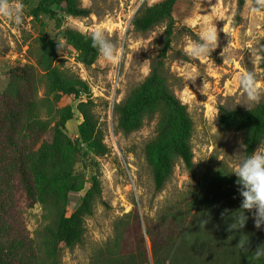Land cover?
Instances as JSON below:
<instances>
[{"label":"rangeland","instance_id":"1","mask_svg":"<svg viewBox=\"0 0 264 264\" xmlns=\"http://www.w3.org/2000/svg\"><path fill=\"white\" fill-rule=\"evenodd\" d=\"M38 1L12 0L23 5L19 25L0 16V198L5 224L0 242L11 239L14 250L26 251L47 238L48 229L56 226L61 215L76 209L91 186V177L97 176L101 194L92 215L85 219L83 241L63 249L60 261L89 264L94 252L114 235L118 221L131 220L133 207L141 217H156L181 194L193 191L206 171L222 168L230 172L245 156L242 133L218 124L219 107L247 109L239 104L246 102L238 83L243 71L253 72L257 82L264 85V8L256 7L253 0H245L241 10L238 0H178L175 4L170 47L163 61L167 83L186 105L193 123L190 144L196 174L178 162L164 187L155 191L144 153L145 144L155 135V118L147 119L138 130L123 133L116 125L114 106L143 81L163 48L166 21L145 31H136L132 24L158 0H81L91 10L87 17L59 12L55 18L41 16L36 20L32 10ZM97 27L123 48L118 63L98 55L86 66L80 52L62 36L66 30L90 35ZM206 27H216L218 46L211 59H193L186 49ZM38 35L55 43L58 65L88 84L90 95H83L81 100H91L87 108L98 120L106 154H98L79 140L80 99L66 94L55 99L56 94L48 93L38 81V70L33 80H15L10 86L11 66L34 64L29 44ZM2 96L12 109V124ZM66 106L72 116L56 129ZM7 136L23 152L35 201L32 207L26 204L14 162L16 149ZM77 138L78 144L68 141ZM257 149H264V134Z\"/></svg>","mask_w":264,"mask_h":264},{"label":"trees","instance_id":"2","mask_svg":"<svg viewBox=\"0 0 264 264\" xmlns=\"http://www.w3.org/2000/svg\"><path fill=\"white\" fill-rule=\"evenodd\" d=\"M177 1H155L133 19L136 31H145L166 21L165 41L161 52L150 64L148 75L114 106L116 125L123 133L138 130L147 119L155 118V135L144 147L155 191L164 187L178 162L192 175L196 174L190 144L193 123L186 105L167 83L163 61L170 47L172 13ZM244 2L238 0V10L242 9ZM253 3L258 7L256 0ZM59 12L87 17L91 10L81 0H39L32 10V16L36 20L41 16L55 18ZM62 36L80 52L84 65L90 66L95 62L99 53L92 46L90 35L66 30ZM29 52L34 64L11 66L8 70L12 80L10 86L15 80H33L38 70V81L43 83L48 93L56 94L55 99L60 94L73 95L80 100L83 95H90L89 86L84 80L57 64L55 43L45 35H38L29 44ZM262 55L264 62V51ZM2 97L9 124H12V109L7 99ZM89 103V99L80 102L82 121L77 126L79 140L104 155L108 148L97 128V118L87 108ZM219 110L218 124L224 129L240 131L245 155H250L264 134V101L249 110L229 111L223 106ZM71 116L69 106L62 108L56 129L59 125L64 126ZM7 137L12 143L10 145L16 149L14 162L26 204L32 207L35 201L23 152L18 150L17 143ZM68 141L78 144V138ZM227 173L222 168L206 171L199 182L197 179V188L181 194L173 205L156 217H141L137 208L133 207L129 214L131 220L118 221L114 235L94 252L89 264H264V258L257 260L252 253L257 246L264 247V230L255 228L251 216L241 233L228 228L229 215L234 214L231 212L235 210L239 211L242 197L234 183L235 175ZM100 194V179L92 176L91 186L82 196L80 204L70 214L59 217L56 226L48 229L47 238L39 240L26 251L14 250L11 239L0 242V264H60L62 250L72 249L83 241L85 219L92 215ZM4 232L0 198V234ZM246 239L248 251L242 252L239 241Z\"/></svg>","mask_w":264,"mask_h":264},{"label":"clouds","instance_id":"3","mask_svg":"<svg viewBox=\"0 0 264 264\" xmlns=\"http://www.w3.org/2000/svg\"><path fill=\"white\" fill-rule=\"evenodd\" d=\"M256 4L259 8H264V0H256ZM23 15L22 4H15L12 0H0V16L6 18L9 22L19 25L22 23ZM90 39L92 46L106 61L119 62L124 50L122 47H117L106 36L103 28L97 27L92 30ZM217 46L218 33L216 27H206L198 40L188 46L186 54L193 59H211L212 52ZM238 83L246 96V102L239 104L245 105L248 110L250 104H257L264 97V85L257 82L256 75L253 72H241L238 76ZM225 109L231 111L234 108ZM230 173L236 177L234 183L238 186L237 191L242 200L239 211L235 210L231 212L234 214L229 215L228 228L235 233H241L246 221L251 216L255 228L264 230V149H257L250 155H245L238 161L237 166L227 174ZM247 242L248 239L239 241L242 252L248 251ZM252 253L257 260L264 258V247L259 245Z\"/></svg>","mask_w":264,"mask_h":264}]
</instances>
